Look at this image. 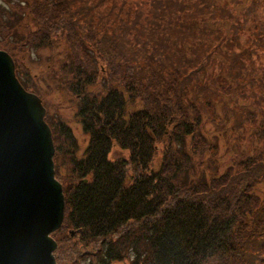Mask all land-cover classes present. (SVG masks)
I'll use <instances>...</instances> for the list:
<instances>
[{
  "label": "trees",
  "instance_id": "obj_1",
  "mask_svg": "<svg viewBox=\"0 0 264 264\" xmlns=\"http://www.w3.org/2000/svg\"><path fill=\"white\" fill-rule=\"evenodd\" d=\"M92 1H23L6 40L24 60L65 44L64 63L48 75L75 97L89 138L67 160L64 224L75 253L94 246L89 264H264L260 51L241 46L239 25L228 35L212 0H164L152 17L122 3L125 14L98 24L81 9ZM236 16L226 19L241 24ZM59 131L56 162L64 138L78 146L67 124ZM114 147L129 155L110 160Z\"/></svg>",
  "mask_w": 264,
  "mask_h": 264
},
{
  "label": "water",
  "instance_id": "obj_2",
  "mask_svg": "<svg viewBox=\"0 0 264 264\" xmlns=\"http://www.w3.org/2000/svg\"><path fill=\"white\" fill-rule=\"evenodd\" d=\"M46 113L0 50V264H59L53 235L64 222L65 195Z\"/></svg>",
  "mask_w": 264,
  "mask_h": 264
},
{
  "label": "rangeland",
  "instance_id": "obj_3",
  "mask_svg": "<svg viewBox=\"0 0 264 264\" xmlns=\"http://www.w3.org/2000/svg\"><path fill=\"white\" fill-rule=\"evenodd\" d=\"M23 1L26 2L27 0H0V6L4 4L0 10V50L8 52L12 56L16 65V75L23 83L27 84H24L28 89L27 91L39 95L40 98L44 100L47 108L46 121L48 117V121H50L51 124H49L50 122L48 123V121L47 123L51 125L52 132H55L56 129L58 134H60V124L65 123L71 128L77 138L78 146L76 148H73L74 146L70 142L71 139H68L67 137L64 138V142L60 148L61 152L59 153L61 154V157L57 159V162L56 156L54 159L56 177L62 183L65 191V184L71 178V169L67 160L74 152L78 155L85 152L89 138L83 132L82 125L79 123L77 106L74 100L75 97H73L65 83H63V79L60 80L59 77L55 80L54 76L50 78L48 75V68L50 65L58 66L64 63L65 44L61 42L59 47L43 48L37 51L32 50L28 53L29 57L26 60L22 58L23 51L19 53V50L10 49L9 45H6L7 35H9L7 27L11 26L10 20L14 18L13 13L16 10V5L24 6ZM252 1L253 0H212V3L209 4L213 5V8L215 9L213 14H215L214 18H216L217 23L227 25L228 35H230L231 29L233 30L234 27L239 25L240 31L238 32V39L239 41L241 40V46L244 47L248 44L256 46L260 51L262 61H264V36L263 42L260 41V28L264 21V0ZM162 2H164V0H130L128 2H126V0H93L89 7V12L84 9V7H86L85 5H80L85 21L89 23L90 19L95 24H98L101 17L107 20L108 16L113 15L109 13L110 11H119L120 13L125 14L127 5L132 6L140 4L152 17L153 13L160 11ZM75 3H77V1H75ZM122 3H126L127 5H123ZM216 3L217 6H214ZM61 6L63 7V5ZM7 7L11 8V11L6 10ZM211 11L212 10L209 9V12ZM80 13V9L75 10V17H78ZM229 13L234 14V18L237 19L239 18L236 15H239V17L243 19V22L240 24L235 23L234 19L227 20L226 17ZM250 13L251 15H249ZM17 14H22V12L19 11ZM23 18L25 19L24 15ZM249 56L250 55L248 54V58ZM254 89L257 92L260 91L258 88ZM240 102L245 101L240 100ZM244 104H246V102ZM58 148L59 145L57 146V149ZM128 155L129 153L127 151H123L119 147H114L110 154V160L117 157L126 158ZM63 159L66 163L63 162ZM65 211H67L66 204ZM71 231L72 228H68V226L64 224V226L53 235L58 243V248L55 251L57 262L59 264H89L90 260L94 261L96 257L94 246L88 247L85 244H82L77 247V252L75 253L73 245L69 243V238L75 236V233L73 235L70 234ZM81 257H84L85 259H83L81 263H78L79 258ZM114 264H130V262L126 259Z\"/></svg>",
  "mask_w": 264,
  "mask_h": 264
}]
</instances>
